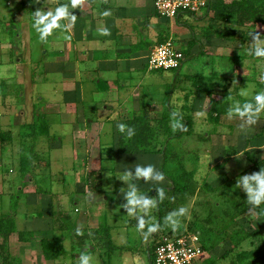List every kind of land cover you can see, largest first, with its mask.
<instances>
[{
	"label": "rangeland",
	"instance_id": "1",
	"mask_svg": "<svg viewBox=\"0 0 264 264\" xmlns=\"http://www.w3.org/2000/svg\"><path fill=\"white\" fill-rule=\"evenodd\" d=\"M240 1L242 0H213L209 19L212 23L211 26L207 23L200 25L194 21L193 17L188 19L196 37L202 34L208 39L215 37L223 40V42L219 41L223 44L216 43V46L219 47L217 49L219 54L224 53L225 60L219 61L218 59L216 61L220 65L215 67L217 70L210 76L200 63L196 64L197 68L194 67L190 70L187 66L183 72H181L182 70L177 72L180 84H176L172 94L169 95L176 72L147 69L148 51L157 45L159 39L166 33L170 37L176 38L183 47L187 48V56L191 53L192 48L198 46L197 40H193L192 35L187 34V30L190 31L187 25L180 24L176 19L160 16V21L156 23V25L158 24L156 36L150 39L145 50L136 56V61L129 69L131 74L129 72L122 73L117 79L112 78L117 84V89L119 91L122 89L120 98L116 100V103L114 100V104L109 107V114L100 117L102 120L109 118L114 124L111 127H108V124H99L93 129L80 132L81 136L79 137L83 139L79 142L81 145H77V143L74 148L63 147L65 150H69V158L63 161L64 166L61 164L62 160L58 162L59 165L54 162L55 152L62 149V146L57 145L59 144L56 141L57 132H51L50 135L43 136L37 141V150L40 153L37 152L42 159V164L47 162V168L52 167L50 170L54 174L56 173L55 175L60 176L61 168L66 171L72 169L81 171L80 175L84 171L88 174L95 170L90 169L95 165L105 173V190L100 194L97 192L92 194L97 196L99 206L96 207L98 204L95 202L91 203L93 214L90 223L82 221L81 212L76 210L77 212L72 213L74 210L72 199L68 201L64 196L62 197L61 184L66 180L63 181L60 177V179L52 178L48 182L50 183L48 187L41 185L46 188L40 187L42 191L51 196H48V205L52 204L53 207L59 208V210L52 209V215L49 214L52 219L54 214L57 221L68 222L80 227L83 231L80 236H92L97 245L106 243L110 229L117 225L121 233V238L118 241L128 244V248L140 256H138V264H149V252L153 251L152 246H155L165 232L172 229L165 223L164 218L181 206L188 208L189 211L186 216L178 218L177 229L196 225L203 229L202 240L205 238L203 243H206L207 246V264H233L240 252L256 250L263 245L264 205L251 211L252 206L247 203L246 193L242 188L236 187V182L240 175L251 174L264 167V113L261 114L255 125L247 131H242L239 126L241 121L228 119L227 109L233 98L245 99L238 95L240 91H247L251 96L259 90H264V59H256L248 54L250 42L248 33L255 28V31L264 33V0H258V6L255 7L257 12L247 15H242ZM2 5L3 2L0 0V7ZM190 15L192 16L190 13L183 14L182 20L187 19L186 17ZM150 21L151 19H149ZM154 27L155 24L151 21V29ZM204 28H210V31L208 32ZM60 69L58 67L51 70L52 75L61 72ZM221 70H223L222 73H220ZM197 71L200 72L197 73ZM29 76L28 81L30 80ZM207 76L213 79H223V83L219 86L213 85L215 93L207 87L205 81ZM61 80L59 76V81ZM59 81L56 80L53 83L54 88L58 89L61 86ZM94 83L93 80L88 84L83 83V89L80 83L76 87L77 94H85L83 105L80 104L77 107L80 112L86 113L83 115L87 120L89 113L96 110V107L91 109L89 106L93 98L92 92L94 91L92 90L96 88ZM212 83H214L213 80ZM110 86L116 88L112 82ZM191 87H193L192 89L199 88L200 91L197 93V90H193L192 92ZM23 90L25 91V89ZM33 94L39 93L33 92ZM214 100L220 103L218 105L221 107L219 112L216 111L217 106L211 109ZM199 102L201 106L195 107ZM51 103L54 104L55 101ZM16 104L15 94L8 93L6 102L0 101V108L8 107L15 111ZM25 104L30 107L32 103L27 99ZM37 105L44 106L45 102L37 103ZM68 106L66 104V107ZM101 109V113H103L104 107L101 106ZM172 110L192 118V133L190 135L169 138L174 132L171 126ZM144 114L147 115L148 124L153 129V134L144 132L146 134L142 135L135 130L136 135L131 137L130 142L122 144L117 124ZM81 121L86 120L80 119L79 122ZM139 136L148 144L140 146L138 144ZM36 139L37 137H35ZM100 139L102 140L100 141ZM167 140H169V144L164 166L167 178L162 184H159L165 186L166 199L152 210L150 220L146 217L145 230L138 231L136 219L127 215V210L123 207V193L127 191V184L116 175L136 164L150 163L161 170L162 148ZM16 143L18 146L25 145L22 144L21 138ZM64 144H67L65 140ZM122 145L124 150L121 149ZM26 149L27 147L24 148L25 153ZM61 156L63 159L67 158L64 153ZM79 158L81 159L79 160ZM30 183L31 181L27 180L25 191L27 194H34V188L30 186ZM154 185L157 184L143 180L138 181L140 191L149 196L157 195V189L153 188ZM79 186L80 192L77 200L80 203L79 207L83 210L87 207L85 196L88 194V185L84 178L79 181ZM123 188L125 189L121 191ZM53 189L57 191L54 192ZM1 198L4 201L2 210L7 211L5 208L6 197L0 196ZM36 198L35 195L31 198L27 195V197H23L22 201L23 204L29 206L30 203L27 202L32 200L31 205L35 204L32 209L44 211L46 208L42 209V206H36ZM18 199L16 194L12 195L10 207L8 206L13 208L16 204L15 214L18 211ZM46 204L45 207H47ZM84 214L89 215V211L84 210ZM38 217H41L39 213ZM20 218L22 222L25 221L23 215ZM155 222L160 223V229L157 232L146 234L147 223ZM17 236V234H12L6 240L5 251L0 247V263L43 264V261L33 255L36 251L41 252L39 242L44 236L43 232L31 234L28 231L25 233V237L28 239L25 241L32 240L28 243H19L17 239L14 240L13 237L17 238ZM30 236L34 238L31 239ZM4 242V239L1 238L0 244ZM12 255L14 256L11 257ZM103 256L102 258L105 260ZM112 257H115V253Z\"/></svg>",
	"mask_w": 264,
	"mask_h": 264
},
{
	"label": "crops",
	"instance_id": "2",
	"mask_svg": "<svg viewBox=\"0 0 264 264\" xmlns=\"http://www.w3.org/2000/svg\"><path fill=\"white\" fill-rule=\"evenodd\" d=\"M2 2L3 5L0 7V101L6 102L8 93H13L16 97L17 106L15 111L8 107L0 108V196L6 197L5 208H7V211L2 210L4 201L1 198L0 216L12 212V208H9L10 197L16 194L19 198L18 211L15 214L17 231L11 235L17 234V238H13L14 240L17 239L19 243L32 242V240L20 239L18 232L21 231L26 233L29 231L31 234L43 232L44 236L41 240L43 238L52 240L58 250L55 256L49 259L45 258L42 241L39 242L41 252L36 251L33 254L43 261V264H78L81 252H86L92 256L91 264H138L137 260L140 256L132 252L128 248V244L118 241L121 238V233L117 225L110 229L106 243L97 245L92 236L76 235L75 228L77 226L68 222L56 221L54 214L53 219L50 217L53 212L52 209L59 210V208L53 207L52 204L48 205L49 195L42 191L43 186L41 185L48 187L50 185L48 182L52 178L66 180L61 184L62 197L64 196L68 201L73 200L74 210L72 213L81 212L82 221L88 223L92 221L93 208H91V203L95 202L98 204L96 207H98L99 202L97 196H93L96 192H91L87 188L88 194L85 196L87 207L81 210L79 200H77L80 192L79 181L84 178L86 185H88L87 172L84 171L80 175L81 171L73 169L66 171L61 168L60 176L55 175L56 173L51 171L52 167L47 168V162L42 164V159L37 150V141L43 136L50 135L51 132H57L56 141L59 142L57 145L62 146V149L55 152L54 162L59 165L58 162L62 160L61 164L64 166L63 161L69 158V150L64 148H74L77 143V145H81L79 142L83 139L79 137L81 136L80 132L93 129L99 124H108V127L114 124L109 118L102 120L100 117L109 114V107L114 104V100L116 103V100L120 98L122 89L120 91L117 89V84L112 78L117 79L122 73L127 74L129 72L131 74L129 69L132 68V63L136 61V56L145 50L142 48L132 50L133 44L141 41V43L143 41L147 43L150 39L155 38L156 29H158L156 23L160 21V16L155 12L154 0H84L85 9L73 10L77 15L75 24L66 31L56 30L43 43L38 41V36L32 26L33 11L42 6L45 9L50 6L54 8L58 3H64L66 0H47L49 5H45L44 0H36V2L34 0H2ZM5 2L6 5L4 6ZM14 3L16 4L14 5ZM105 10L109 11L110 14L102 15L101 13ZM211 13L212 10L209 7L200 14L190 15L186 18L193 17L196 23L200 25L207 23L211 26L212 23L209 21ZM149 19L155 24L152 29ZM61 23H65V21ZM102 27L107 28L110 34L106 36L99 34L97 29ZM187 34L192 35L193 38L191 31L187 30ZM197 37L195 40L198 42L199 50L198 46L192 48L180 71L183 72L187 66L189 70L194 67L197 68L196 64L200 63L210 76L217 70L215 67L220 65L216 61L218 59L219 61L225 60L223 58L224 53L219 54L217 51L219 47L216 46V43L223 44L221 43L223 40L215 37L208 39L202 34ZM200 45H202V50ZM58 67L61 68V72L54 73L53 76L51 70ZM199 72L197 71V73ZM28 76L30 77L29 81ZM59 76L61 81H59ZM208 76L205 81L210 91H213L214 84L219 86L223 83V79H213ZM56 80L61 84L58 89L54 88L53 85ZM92 80L95 82L96 88L92 90L94 91L92 92L93 98L89 106L91 109L96 107V110L89 113L87 120L83 115L86 113L80 112L77 107L80 104L83 105L85 94H77L76 87L80 83L83 89L84 84L91 83ZM111 82L115 84L116 88L110 86ZM176 84H180L178 76ZM193 90H197V93L200 91L199 88L191 91L193 92ZM33 92L39 94H33ZM27 99L32 103L30 107L25 104ZM52 101L55 103L52 104ZM42 102H45L44 106L37 105V103ZM66 104L69 105V108L66 107ZM71 104L74 106H70ZM101 106L104 107L103 113H101ZM199 106H201L200 102L195 105L198 108ZM42 115L45 116L48 130L43 134L38 133L36 136L38 140H35L33 130L38 126L36 123ZM80 119L86 121L79 122ZM39 127H37L38 130ZM19 138L25 145H17L16 141ZM25 147H27L26 153L24 152ZM33 149L35 151H32ZM60 153L67 155V158L63 159ZM60 167L62 166L60 165ZM96 168L99 167L96 165L90 167V169ZM23 170L24 172L27 171L24 173ZM27 180L31 181L30 186H33L34 194H27L25 191ZM102 183L103 190H105L104 171L102 172ZM53 191L57 190L53 189ZM27 195L29 198L35 195L37 197L35 199L36 206H42V209H46L35 211L32 209L35 204L32 206V200L29 199L30 202H27L30 203L29 206L23 204V197H27ZM51 195L53 196L52 193ZM45 203H47V207H45ZM84 210H88L89 215L84 214ZM14 211L16 210H13V213H15ZM38 213L41 217H38ZM21 215L25 218L24 222L21 221ZM104 220L106 221L105 216ZM30 237L31 239L34 238L33 236ZM1 238L4 239L0 235ZM147 242L149 243V241ZM114 253L115 257L113 258ZM150 254L149 252V264H151Z\"/></svg>",
	"mask_w": 264,
	"mask_h": 264
},
{
	"label": "clouds",
	"instance_id": "3",
	"mask_svg": "<svg viewBox=\"0 0 264 264\" xmlns=\"http://www.w3.org/2000/svg\"><path fill=\"white\" fill-rule=\"evenodd\" d=\"M36 2V0H34ZM45 5H49L47 0H44ZM85 9L84 0H66L64 3H58L54 8L40 7L33 11L31 16L32 26L38 36V41L43 43L54 34L56 30L66 31L76 22L77 15L74 9ZM104 16L109 15V11L105 10L101 13ZM65 21V23H61ZM256 29V28H255ZM251 30L248 33L250 37L248 54L256 59H264V33ZM97 31L101 35H109L107 28H98ZM240 97L233 98L230 106L227 109L228 119H239L241 121L240 128L242 131H247L251 126L255 125L264 113V90L257 91L254 95L249 96L247 91H240ZM172 128L173 130L181 129L179 114L172 113ZM117 128L120 133L126 134L131 138L135 135V129L125 123H118ZM134 169V170H133ZM120 180L126 182L127 191L123 193V207L127 210V215L136 219V228L138 231H144L146 228V217L151 219V212L156 209L159 203L166 199L164 187H154L157 189L156 196H149L147 193L140 191L138 181L152 182L154 184H162L166 180L165 173L153 164H136L132 168H126L121 173L116 175ZM237 188H242L246 193L247 203L251 205V211L258 209L264 205V167L259 171L251 174H242L236 182ZM125 188L121 189L123 191ZM188 208L181 206L170 212L165 218V223L171 226L173 231L179 226L180 217L188 214ZM159 222L147 223V233H154L160 229ZM76 235H82L83 231L80 227L75 228ZM92 256L86 252H81L78 264H91Z\"/></svg>",
	"mask_w": 264,
	"mask_h": 264
},
{
	"label": "built area",
	"instance_id": "4",
	"mask_svg": "<svg viewBox=\"0 0 264 264\" xmlns=\"http://www.w3.org/2000/svg\"><path fill=\"white\" fill-rule=\"evenodd\" d=\"M212 0H154V9L164 18L177 19L183 14L197 15L209 8ZM179 41L170 37L155 45L147 55L148 70H170L183 65L187 54ZM151 264H207V250L201 230L181 228L165 232L153 249Z\"/></svg>",
	"mask_w": 264,
	"mask_h": 264
},
{
	"label": "trees",
	"instance_id": "5",
	"mask_svg": "<svg viewBox=\"0 0 264 264\" xmlns=\"http://www.w3.org/2000/svg\"><path fill=\"white\" fill-rule=\"evenodd\" d=\"M212 2H213V0L209 4V7H210L211 10L213 8V3ZM257 3H258V0H242V1H240V4L242 6V7H240L242 15H247L249 13L253 14V13L257 12L258 10L255 9V7L258 6ZM176 20H178L181 24L187 25V27L190 29V31L193 34V40L196 39L195 31H194V29L191 28L188 19L182 20V16H179V17H177ZM204 29H206L208 32L210 31V28H204ZM169 38H170V35H168V33H166L163 37H161L159 39L158 44H161V43L165 42ZM141 42H139L137 44H133L132 50H137L139 48L144 49L148 42L147 43H145L144 41H143V43H141ZM200 48L202 50V45H200ZM146 67H147V65H146ZM181 68H182V66L179 67V68L170 69V70H162V69L153 70V71H175L176 72L175 79H174V81L172 83V87H171L169 95L172 94V92H173V90H174V88L176 86V78L178 76L177 72L180 71ZM219 104H220L219 102L214 100L212 102L211 109H214V106H217L216 111L219 112V110L221 109V107H218ZM172 112H176V111L172 110ZM176 113H178V112H176ZM179 117L181 118L180 119V123L182 125V128L181 129H177L174 132H172V134L169 136V138H179V137H182V136L190 135L192 133V118L190 116H185V115H181V114H179ZM37 123H36V125H38L40 127H39V130L37 128L38 126L34 128V130H33L34 132L33 133H34L35 137L37 136L38 133L39 134H43V133L47 132V130H48V125H47V122L45 120V116H43V115L40 116L38 121H37ZM122 123H125L126 125H129V126L133 127L136 131H138L142 135L146 134L144 132H147L149 134H153V129L149 126L148 118H147V115H145V114L144 115H137L132 120H127L126 119ZM120 134H121L120 141L122 142V144L130 142L131 138L127 137L126 134H122V133H120ZM135 135H136V133H135ZM132 138H133V136H132ZM144 141L141 140V138L139 136L138 144L140 146H144L145 144L146 145L148 144L147 142H144ZM168 144H169V140H167L165 142L164 147L162 148L163 161H162V164H161V170L164 173H165L164 166L166 164V159H167ZM121 149L124 150L123 145H122ZM25 168H26V166H25ZM23 172H24V170H23ZM165 176L167 178L166 173H165ZM161 186L165 187L163 185H154L153 188L154 187H161ZM88 188H89V191H91V192H102L103 191L102 170L100 168L92 170V171H90L88 173ZM155 196H156V194H155ZM15 207L16 206H13L11 213H9L7 215L0 216V235L4 238V241H5L3 244H0V247L4 251L6 249V242H7L6 240L8 239V236L11 233L17 231L16 222H15L16 221L15 220V213H13V210H15ZM59 222H61V221H59ZM187 228H189L190 230H193V231L201 230L202 234L204 233L203 229L199 225L187 226ZM176 230H179V229H176ZM171 231H173V229H170L167 232H171ZM25 233H26L25 231L18 232V234L20 236V239H22V240L27 239L25 237ZM41 241H42V245H43L45 258H47V259L52 258L53 256H55V254L58 253V250L55 247V243L52 240H50L48 238H43ZM203 241L205 242V238L203 239ZM204 245H205V248H207L206 243ZM152 247L154 249V246H152ZM153 254L154 253L152 251L151 254H150L151 261L153 259ZM233 264H264V242H263V245H261L256 250H251V251H245L244 250V251L240 252L239 256L234 260Z\"/></svg>",
	"mask_w": 264,
	"mask_h": 264
}]
</instances>
